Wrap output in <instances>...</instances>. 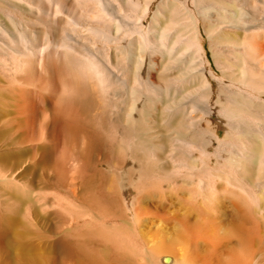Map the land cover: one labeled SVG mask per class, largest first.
<instances>
[{"label":"bare ground","instance_id":"bare-ground-1","mask_svg":"<svg viewBox=\"0 0 264 264\" xmlns=\"http://www.w3.org/2000/svg\"><path fill=\"white\" fill-rule=\"evenodd\" d=\"M10 7L27 11L32 24H45L40 43L22 13ZM148 11L149 26H141L137 18ZM159 16L165 21L154 36ZM206 38L220 74L205 55ZM51 58L72 67L73 89L48 75ZM175 64L181 74L169 77L176 83L169 84L167 75L160 87L149 78L151 69L165 73ZM187 83L200 92L182 89ZM177 85L188 91L184 99L168 94ZM89 95L110 102L114 129L105 133L123 150L122 157L116 154L120 167L107 164L120 175L115 192L122 208L111 204L106 213L114 219L125 214L123 222L145 244L134 242L127 227L110 229L106 208L90 205L83 213L93 232L62 238L64 264H164V255L170 264H264V0H0V192L3 186L27 187L6 166L1 142L9 120L18 128L28 124L18 139L49 146L52 166L68 181L78 173L80 183L93 186V172L65 143L85 117L77 103ZM157 108L159 120L152 117ZM97 151L94 167L102 159ZM21 250L17 236L0 232V264H21Z\"/></svg>","mask_w":264,"mask_h":264},{"label":"rangeland","instance_id":"rangeland-1","mask_svg":"<svg viewBox=\"0 0 264 264\" xmlns=\"http://www.w3.org/2000/svg\"><path fill=\"white\" fill-rule=\"evenodd\" d=\"M153 7H154V5L150 6V12L154 9ZM12 8L13 7H10L9 10L14 11L15 14H16V12L22 13L23 19L25 20L23 22L27 25V28L30 29V27H31L32 29H34L36 31L35 38H37V40L36 39L35 40L40 43V41L43 40L44 31L46 30L45 24L42 22L32 24L31 18L27 14L28 13L27 11L24 12L18 8H17L18 9L17 10L14 7L13 9L17 10L15 12V10H12ZM19 14L17 16H21ZM137 14H139L138 11H137ZM149 16H150V14L148 11L147 13L143 14L141 17L139 16L137 18L139 20L141 26H144V27L149 26V22H148L150 20ZM158 18L154 24L155 33L153 32V35L154 34L156 35L157 31L160 30L159 28H161V26L163 25L162 23H164V21H165V17L159 16ZM39 26H41V27H39ZM42 27L44 29H42ZM55 31H57V33L55 32L56 37H57V35H60L59 34L60 33L59 27H58V29L56 27ZM41 37H42V40H40ZM235 37L237 38L238 36L236 35ZM203 47L205 49L206 57L211 61L210 62L211 66L213 67V69L218 74H220V69L218 68V66H216V63L212 59L211 49L209 47V42H208L207 38L203 41ZM153 58H154V60L158 61L160 57L157 53H154L152 56V59ZM52 59H54V58H51L48 62V64L49 63H51V65L53 64L52 66H50V64L48 65L49 66V69L47 70L48 75L51 74V73H49L51 71V72H53L54 75L56 74L59 78L60 77H61V79L63 78V80H64L63 84L67 88L71 89L73 87V86H71L72 82H69L70 83L69 84L68 81H71V79L73 78V70H71L72 67L70 65H68V66L67 65H65V66L61 65L60 66L59 64H56V63H58L57 60H55V59L52 60ZM55 61H56V63H54ZM36 65H37V63H35V66L33 64L32 73H36L38 71V68ZM175 65H174L175 67L169 68L165 73L159 72L158 70L155 71V70L151 69L149 71V78L151 77L150 79L153 82H155L157 85L159 84L160 87H164V85H163V83H165L164 78H167V77L168 78H170V77L175 78L178 75L176 73V71L180 72L178 65L177 64H175ZM197 67H198V65H197ZM63 68H64V70H63ZM52 70H55L57 72L52 71ZM66 70H67V72H66ZM62 73H64V74H62ZM179 74H181V72ZM61 75H63V76H61ZM70 75H72V76H70ZM165 76H167V77H165ZM64 78L67 80H65ZM68 78L70 80H68ZM168 78H167V81L169 84H171L170 82L172 81V78H170L171 80ZM192 82H194V81H192ZM172 83L174 84L176 82L172 81ZM180 85L182 86V89L187 88L186 90H189L191 93L200 92L199 88H197V89L195 88V87H197L196 84L190 83V85H189V83H187V85H184V84H180ZM180 85H177V86H180ZM188 85L189 86L194 85L193 86L194 89L191 91L192 88H189ZM68 86H70V87H68ZM181 86L177 87V89L175 91L172 88H170L169 91L171 90L173 92L170 91L171 92L170 93L168 91V94L172 95L177 100L184 99L183 98L184 95H182V93L185 94L184 92H188V91L183 90L182 92H179L178 90L181 88ZM183 86L184 87L186 86V88H184ZM195 90H198V91H195ZM176 92L182 97H180V96H178L179 98L176 97L177 96V95H175ZM92 98H94V101L92 100ZM96 99L97 98L93 97L92 95H89L87 100H86V98H84V99H82V102L79 101L77 103L79 111H80V109H82L81 107H84L83 109H85V110L82 109L83 111H80L81 115L85 116L82 118L85 121V123L81 119L82 122L80 121L79 125L78 124L76 125V126H79V129L75 126L77 133L76 132H74V133L69 132V134L68 133L66 134V139H65V141H66L65 143L70 148L75 146L74 147V149H75L74 153L76 156L78 155L80 157V159H79L80 162L85 164V166L89 172H93V178H94L93 186H90L89 184L84 185L83 183H80L81 181L77 176L78 175L77 172H76L77 175H74V174H73L74 176L72 175V180L70 178L71 182L73 183L72 184L70 182V180L69 181L67 180V179H69L68 175L66 176L65 173L64 174L60 173L61 171L57 170L55 165H54L55 166V169H54V167L52 166L54 161L51 159L52 153H51L49 146L44 147L43 145L38 144V145H35V147H32L31 143L27 139L23 138V140H21L22 137H21V139H18L19 138L18 134H20L19 136H21V134L26 133V130L28 129L27 128L28 124H24V125L21 124L22 126H24V128L21 126L23 131H24L25 126H26V130L24 133H23V131H20L21 128H18L20 126L16 127L15 122L12 120H9L8 123L4 125V135H3V139H2L1 143L3 144L5 142L6 146H5L4 150H5V152L8 153L7 154L8 156H6V158H7L6 159V161H7L6 166H8L7 167L8 172L10 173V175L13 172L18 174V175H15V173H13L12 175L14 176L16 181L19 179L18 182H20L23 185L25 184V186H27V187L23 188L24 192L22 191V189L19 190L18 188H15L13 186H7V187L3 186L2 187V191L0 192V193H2V194H0V215H1L0 216V232H9L11 234L13 240L15 239L16 236L19 238V241L22 243V250L20 253L21 254V256H20L21 264L22 263L23 264H64L63 263L64 249H63V239L62 238H64L65 236H66V238H67V236L75 238V237H78L79 235H80L79 237H81V236H85L89 232H93V229H92L93 224L91 223L92 226H90V223H88L87 218H86L87 215L83 213L85 208H88V206L91 205L92 207L101 211V209L106 208V206L111 207V204L117 206V208L118 207L122 208L121 204H120V202H121L120 198H119L120 196L118 195L117 191L115 192L116 186L120 182V175L116 174L115 172L110 173L108 171L107 164L110 163V164L115 165L117 168L120 167L121 162H122L121 157H122V151L123 150L120 149V147L118 146V143H116L113 139L110 138V137H112L110 135L112 133H109V132H107L109 134L105 133L106 131H109V130L112 131L111 127H113V129H114V126L109 124V123H111L109 120L110 102L108 105V102H107L108 100L106 101V99L105 100L104 99H101V100L98 99V101H96ZM98 102H100V103H98ZM82 103H83V106H79V105H82ZM95 103H96V105H98L97 108H99V109H97L98 111H96V113H95V110H96L95 106L96 105L94 106ZM89 105L91 108L89 107ZM103 106H104V108H103ZM158 108L161 109V106L159 104H158ZM158 108L155 109L154 112L152 113V114H154V115H152V117L154 119H155V116H158L159 118L161 116V115H156V113H158V111H159ZM102 111L104 112L103 115H102ZM195 112H196V114H195ZM93 113H94V116H96V115L98 116V114H99V116L101 115L102 118L99 116L96 117L98 120L97 121V120H95L96 118L93 116V118H94L93 119L91 117V115ZM198 114L199 113L195 110L193 115L198 116ZM86 117H87V119H86ZM159 118L155 119V120H159ZM99 120H101V121H99ZM112 124H114V123L112 122ZM80 125L83 127H81ZM96 128H99V130ZM108 128H109V130H108ZM71 129H70V131H71ZM77 129H78V131H77ZM73 131H75L74 127H73L71 132H73ZM75 133H76V135H74ZM93 133H95V134H93ZM222 133H223V131L219 129V131H218L219 136H222L223 135ZM82 135H83V137H82ZM16 136H17V139H16ZM76 136H77V139L74 140L75 141L74 142L72 140V138L74 139ZM104 136H105V138H104ZM69 139L72 140L73 144L74 143L75 144L73 145L71 141H69V143H68L67 141ZM7 140H9V141H7ZM95 143H96V145H95ZM100 146H102V147L100 148ZM95 148L98 149L99 152L97 150H95ZM74 149L71 148L72 151ZM114 149L115 150L118 149V153ZM89 150H90V152H89ZM47 151H49V152H47ZM96 151L98 154H102L101 155L102 159L100 158L101 159L100 164H98V165H96V167H94L93 159L95 158V155L93 154V152L95 153ZM119 151H120V154H119ZM104 152H106L105 153L106 156L104 155ZM49 154H50V156H49ZM116 154L121 155V157L119 155H116ZM47 156H49V158ZM103 157H105V158L103 159ZM116 157H117V159H116ZM86 159L87 160L90 159V160L87 161ZM91 160H92V162H90ZM113 161H115V162L113 163ZM119 161H121V162H119ZM87 163H90V164L87 165ZM50 166L52 168H50ZM90 167L92 168L91 170H89ZM17 168H19V169H17ZM50 169H54V171H52ZM16 170L18 173L16 172ZM99 170H101L100 171L101 174L98 173ZM50 171H52V172H50ZM19 172L20 173L22 172V173L19 175ZM95 174H99V176L95 175ZM56 175H58V176H56ZM60 175H62V176H60ZM55 176H56V178H55ZM63 176H64V180L62 178ZM65 177H67V178H65ZM96 178H97L98 183H101V185H98ZM108 181H111V183L109 184ZM106 183H108L109 188L107 187ZM79 184H81V185H79ZM82 185H84V187L86 189L85 190L83 188V190H82L83 192H81V186ZM105 187H107V188L105 189ZM77 188H79V189H77ZM90 189H91V191H90ZM93 191H95L96 193H94ZM79 192L81 193V195L79 194ZM85 193H86V195L88 194L87 198L89 200L85 198ZM73 194H76V195H73ZM82 195L84 197H80ZM62 197H63V199H62ZM78 197H79V199H81V201H79V199H76ZM82 198H84V200L86 199L85 200L86 202L83 201ZM98 198L101 200H99ZM53 201H54V204H52ZM69 201H71L72 203ZM65 204H67V205H65ZM82 204H83V206H81ZM51 205H53V207ZM77 205H78V207H80V206L81 207L78 208V207H76ZM54 206H55V208H54ZM70 206H72V207H70ZM75 207L78 209H76ZM147 207L149 208V205H147ZM63 208H66V209L63 210ZM72 210H74L76 214L73 215L74 211L72 212ZM107 210H109V208L102 210V212L105 211V212H103V214L105 216L104 219L108 222L107 225L110 227V229L115 230L116 232H121V231L124 232V230H126L125 228L127 227V232H128V234L130 232L131 239L136 243L138 242L137 244L139 246L141 245V247H144L145 242L142 240V237L139 236L137 232L130 229L129 226L123 222L122 218L124 217L125 214L120 213L121 216L114 219L113 216L111 215V211L110 212L108 211V213H106ZM70 213H72V215ZM77 213H78V215H77ZM68 215H69V218L71 216H73V217L75 216L76 218L74 217V218H72V220H70V219L68 220ZM2 216H4V217H2ZM72 221H74V222H72ZM147 223L148 222H145L146 225L149 224V223L148 224ZM1 225H3V226L5 225V226L3 227ZM85 227H86V229H85ZM120 227H121V229H120ZM79 229H81V230L79 231ZM65 230H67L66 231L67 234L63 235ZM134 232H135V234H134ZM13 253H15V252H13ZM161 255H163V254H161ZM14 256H15V254L13 255V257Z\"/></svg>","mask_w":264,"mask_h":264},{"label":"water","instance_id":"water-1","mask_svg":"<svg viewBox=\"0 0 264 264\" xmlns=\"http://www.w3.org/2000/svg\"><path fill=\"white\" fill-rule=\"evenodd\" d=\"M160 261L164 264H170L171 263V257L164 255L160 257Z\"/></svg>","mask_w":264,"mask_h":264}]
</instances>
